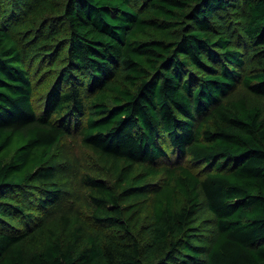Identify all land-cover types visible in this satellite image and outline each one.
Returning a JSON list of instances; mask_svg holds the SVG:
<instances>
[{
    "label": "trees",
    "instance_id": "16d2710c",
    "mask_svg": "<svg viewBox=\"0 0 264 264\" xmlns=\"http://www.w3.org/2000/svg\"><path fill=\"white\" fill-rule=\"evenodd\" d=\"M0 1V264H264V0Z\"/></svg>",
    "mask_w": 264,
    "mask_h": 264
},
{
    "label": "rangeland",
    "instance_id": "374dc122",
    "mask_svg": "<svg viewBox=\"0 0 264 264\" xmlns=\"http://www.w3.org/2000/svg\"><path fill=\"white\" fill-rule=\"evenodd\" d=\"M56 161V177L63 192L53 206L44 212V216L52 211L80 213L84 210L87 192L82 175L86 171L97 172L98 168L92 159L91 149L82 144L76 130L63 137Z\"/></svg>",
    "mask_w": 264,
    "mask_h": 264
}]
</instances>
